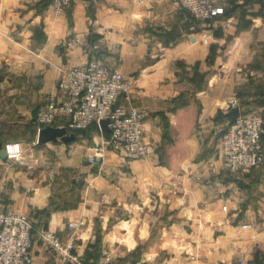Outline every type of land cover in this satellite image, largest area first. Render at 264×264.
<instances>
[{
    "label": "crops",
    "instance_id": "obj_1",
    "mask_svg": "<svg viewBox=\"0 0 264 264\" xmlns=\"http://www.w3.org/2000/svg\"><path fill=\"white\" fill-rule=\"evenodd\" d=\"M50 1L0 0V141L21 148L0 157V202L62 239L82 221L78 264H264V160L232 174L219 150L229 108L264 113V0H226L209 21L175 0H71L56 14ZM90 59L129 80L149 156L126 157L95 123L37 142L61 69ZM54 260L34 234L31 264Z\"/></svg>",
    "mask_w": 264,
    "mask_h": 264
},
{
    "label": "built area",
    "instance_id": "obj_2",
    "mask_svg": "<svg viewBox=\"0 0 264 264\" xmlns=\"http://www.w3.org/2000/svg\"><path fill=\"white\" fill-rule=\"evenodd\" d=\"M191 16L209 21L217 16L220 4L226 0H175ZM71 0H51L53 13L63 11ZM58 89L64 95H51L35 114V123L41 127L65 120L66 129H82L100 120H107L110 142L124 151L130 159L145 158L155 152L143 136V114L127 105L130 82L117 68L90 59L83 64L61 69ZM122 98L123 101H119ZM101 129V128H100ZM264 116L261 112L240 113L220 134V159L225 170L244 175L264 160L262 135ZM7 158L17 159L21 148L16 142L4 146ZM98 150L101 147H97ZM101 152V150H100ZM89 161L94 155H89ZM82 221L69 222L70 235L62 239L52 231L36 230L26 213L0 202V264H31L33 236L36 234L54 252V264L78 262L73 234ZM105 255L99 264H107Z\"/></svg>",
    "mask_w": 264,
    "mask_h": 264
},
{
    "label": "water",
    "instance_id": "obj_3",
    "mask_svg": "<svg viewBox=\"0 0 264 264\" xmlns=\"http://www.w3.org/2000/svg\"><path fill=\"white\" fill-rule=\"evenodd\" d=\"M240 114L239 107L233 106L229 108L226 113V116L229 118L230 122L234 121ZM107 120H100L99 125L103 131H109L107 126ZM61 140L62 142H70L75 139V134L70 132L63 126H53L46 125L38 129L37 142L39 143H47L50 141ZM6 150L0 141V157H6Z\"/></svg>",
    "mask_w": 264,
    "mask_h": 264
},
{
    "label": "rangeland",
    "instance_id": "obj_4",
    "mask_svg": "<svg viewBox=\"0 0 264 264\" xmlns=\"http://www.w3.org/2000/svg\"><path fill=\"white\" fill-rule=\"evenodd\" d=\"M59 81V80H58ZM251 112H261V111H258V110H254V109H248V111L247 112H244V113H251ZM262 114V113H261ZM34 118H35V115H34ZM35 121V120H34ZM59 122V121H58ZM57 122V123H58ZM56 124V123H55ZM55 124H52L53 126H56ZM92 124H90V125H88L87 127H90ZM41 127H43V126H41ZM41 127H39L38 126V128H41ZM63 127H65V126H63ZM87 127H85V128H87ZM66 128V127H65ZM85 128H82V129H69V130H71V131H73V132H75V131H80V130H84ZM68 130V129H67ZM219 137H220V135H219ZM219 141H220V138H219ZM16 143H18L19 145H20V142H16ZM21 157V155L19 156V158ZM19 158H17V159H19ZM73 222H78V221H73ZM83 223H81V225H82ZM81 227V226H80ZM42 231H48V230H45V229H42ZM42 240V239H41ZM43 241V240H42ZM53 252V251H52ZM54 253V252H53ZM75 253H76V251H75ZM55 260H56V256H55ZM54 260V263L56 262ZM79 261V260H78ZM72 264H78V262H74V263H72Z\"/></svg>",
    "mask_w": 264,
    "mask_h": 264
},
{
    "label": "trees",
    "instance_id": "obj_5",
    "mask_svg": "<svg viewBox=\"0 0 264 264\" xmlns=\"http://www.w3.org/2000/svg\"><path fill=\"white\" fill-rule=\"evenodd\" d=\"M262 113V112H261ZM262 115L264 116V113H262ZM264 134L262 135V138H263Z\"/></svg>",
    "mask_w": 264,
    "mask_h": 264
}]
</instances>
